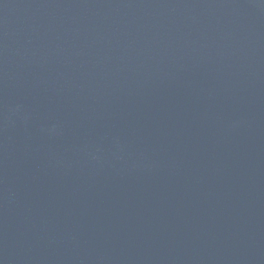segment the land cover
Here are the masks:
<instances>
[{"label":"water","instance_id":"obj_1","mask_svg":"<svg viewBox=\"0 0 264 264\" xmlns=\"http://www.w3.org/2000/svg\"><path fill=\"white\" fill-rule=\"evenodd\" d=\"M0 264H264V0H0Z\"/></svg>","mask_w":264,"mask_h":264}]
</instances>
